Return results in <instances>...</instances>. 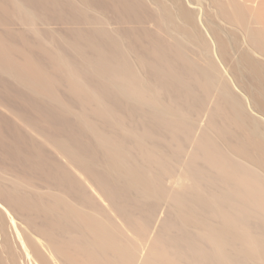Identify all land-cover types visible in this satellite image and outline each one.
Masks as SVG:
<instances>
[{"label": "bare ground", "instance_id": "6f19581e", "mask_svg": "<svg viewBox=\"0 0 264 264\" xmlns=\"http://www.w3.org/2000/svg\"><path fill=\"white\" fill-rule=\"evenodd\" d=\"M2 1L5 29L40 36L61 23L72 36L57 48L55 36L38 40L47 64L33 52L17 60L19 44L0 37V75L44 111L38 118L71 126L61 135L12 113L35 149H6L38 163L40 181L0 165V264H264V123L225 77L198 11L185 0ZM191 1L214 11L204 22L217 51L257 83L264 112L263 2Z\"/></svg>", "mask_w": 264, "mask_h": 264}, {"label": "rangeland", "instance_id": "374dc122", "mask_svg": "<svg viewBox=\"0 0 264 264\" xmlns=\"http://www.w3.org/2000/svg\"><path fill=\"white\" fill-rule=\"evenodd\" d=\"M186 1V3H187V5L189 6V7H191V8H193V9H196L197 11H198V20H199V24H200V27L202 28V30L204 31V33H205V35L207 36V38L211 41V44H212V48H213V53H214V55H215V58H216V60L218 61V63H219V65H220V67H221V69H222V71H223V73H224V75H225V77L229 80V82H230V84L232 85V88L236 91V93L238 94V95H240L244 100H245V102H246V104H247V107H248V110L252 113V114H254L255 116H257L259 119H261V121L264 123V112H261V111H259V110H257L256 108H255V105H254V103L255 102H253V100L255 101V98H256V95H255V92H254V90H253V85H252V83L254 84V86H256L257 87V83L256 82H254V81H252L250 78H247L246 76H244V74L242 75L241 73H239V72H236L230 65H227L226 63H225V61L224 60H222L223 58H221L220 57V55H219V53H218V51H217V48H216V42H215V39L213 38V36H212V34L210 33V31H209V29H208V27L206 26V23L204 22V15H205V13L208 15L209 14V11H213L211 8H209V6L207 7V3L205 4V2H204V5H206V6H204L203 5V3H201V2H196V3H194V2H192L191 0H185ZM261 2H263L264 3V1L263 0H260ZM0 37L1 38H3V39H5L6 41H9V40H12V39H10L11 37L13 38V40L11 41V43H13V41L14 42H16V43H14V44H19V45H17V46H19L20 48H17L16 49V52H15V49H14V52H15V54H14V58H16L17 60L19 59L20 60V58H24L23 56H25L26 54L27 55H29V54H32V52L34 53L33 55H31L34 59L35 58H38V59H35V61L36 60H38V62H45L46 63V61H47V59H45V57L42 55V54H40L39 52H40V48H41V46L37 43L38 42V40L40 39V40H42V41H44V40H47L45 43H48V41L50 40L51 41V39H52V37L53 36H55V40L53 41V39H52V43L53 42H56V43H53L52 45H54V44H57V45H59L60 44V46H61V43H59L58 44V40L57 39H61V41L63 42V40L62 39H69V38H71V36H72V33H71V30H69V28L67 27V26H65L64 24L63 25H61V23H60V25L59 24H54V25H52L53 26V28L52 27H48L47 28V26H45V25H43V27H45L44 28V30H45V32L43 31L42 33H41V35L39 36V34H36V33H34V32H31V31H26L25 29H23V25H21L18 21H16V22H13L12 21V23H11V26H13V27H15L16 29L18 28V27H22V28H18L17 30H19V31H16L14 28V30H7V29H5L4 27V24L7 22H11V21H9V17L8 16H6L4 13H3V11H1V10H3L4 8L3 7H8V3H5V2H3L2 0H0ZM3 2V3H2ZM5 3V4H4ZM261 4V5H263L264 6V4ZM263 6H261V7H263ZM10 7V6H9ZM264 8H262L261 10L262 11H264L263 10ZM210 12V13H211ZM214 12V11H213ZM65 13H67V15L69 16V13H68V11H66ZM214 14V13H213ZM210 15H212V14H209V16ZM262 16H263V18H264V13L262 14ZM210 17H213V16H210ZM5 18H6V20H5ZM213 18H215V16L213 17ZM212 18V19H213ZM217 18V17H216ZM214 20H220V19H214ZM221 21V20H220ZM220 21H217V22H220ZM223 21V20H222ZM221 21V25L223 26L224 24V22H222ZM13 23H15V24H13ZM19 23V24H18ZM21 25V26H20ZM63 26V27H62ZM224 26H227L228 28H231V27H229L230 25H227V24H225ZM64 27H67V28H64ZM233 27V26H232ZM22 29V31H23V33L22 34H24V36H21V34H20V30ZM51 29H55V31L56 30H59V32H55L54 30H51ZM150 29H152V28H150ZM155 30L152 32V33H154L155 31H156V28H154ZM51 30V31H50ZM153 30V29H152ZM151 30V31H152ZM151 31H150V33H151ZM31 32V33H30ZM55 32V33H54ZM17 35V36H19V38L17 39V37L15 36V34ZM26 33V34H25ZM128 33V32H127ZM127 33H125V34H123V36L125 37V36H127L128 34L130 35V33H131V35L130 36H134V35H132L133 33L132 32H129L128 34ZM150 33L148 34V35H150ZM152 33H151V35H152ZM159 33V32H158ZM158 33L156 32L155 34H153V35H156V37H157V35H158ZM53 34H55V35H53ZM142 34V33H141ZM141 34H138L137 33V35H139L140 36V38L142 37V41L141 42H146V41H148L149 40V42H150V39H151V36L148 38V36H146L144 33H143V35L141 36ZM160 34H164V33H161L160 32ZM128 35V36H129ZM145 35V36H144ZM30 36V37H29ZM38 36H39V38H38ZM127 36V37H128ZM14 37H16V38H14ZM24 37V38H23ZM127 37H125V38H127ZM144 37H146V38H144ZM158 37H160L159 35H158ZM23 38V39H22ZM57 38V39H56ZM14 39H16V40H14ZM26 39H27V41H26ZM33 40V42H32V40ZM128 39H133V37H129ZM134 39H135V37H134ZM25 40V41H24ZM30 40V41H29ZM37 40V41H36ZM19 41H20V43H19ZM22 41H23V43L25 44H21L22 43ZM36 41V43H37V45H38V47L36 48V47H30V45L31 46H34L36 43H34ZM49 41V42H50ZM60 41V42H61ZM136 41V40H135ZM138 41H140V39H138L137 40V42ZM33 44H32V43ZM137 42H135L136 44H139L140 45V47H141V45H143V44H140V42L139 43H137ZM149 42H146V44L148 43L149 44ZM13 44V46L14 47H16L15 45ZM145 44V43H144ZM37 45H35V46H37ZM47 45V44H46ZM57 45H54V47L56 46V48L58 47ZM26 46V47H25ZM49 46H51L50 44H49ZM65 45H63L62 46V49H63V47H64ZM23 47V48H22ZM137 47H138V45H137ZM235 47L236 46H232V48H231V50H230V52L232 53L231 54V56H233L234 58H236V59H238L237 57H239L238 55V48L237 49H235ZM244 47H246L245 46V44H242L241 45V48H244ZM27 50H26V49ZM67 47L65 46V48L64 49H66ZM24 49V50H23ZM36 51V52H34V50ZM59 49V48H58ZM63 49V50H64ZM140 49V48H139ZM240 49V48H239ZM39 50V51H38ZM235 50H237V52L235 51ZM19 51V52H18ZM23 53H21V52ZM25 51V52H24ZM28 51H30V52H28ZM66 50H64V52H65ZM69 50L67 49V51L66 52H68ZM234 51H235V53H234ZM13 52V53H14ZM70 52H71V50H70ZM70 52H68V54L69 55H73L72 53H70ZM234 53V54H233ZM18 54H20V56L18 55ZM23 55V56H22ZM40 55V58L38 57ZM150 55H152V54H150ZM150 55H148L149 57H151ZM153 56V55H152ZM148 57V58H149ZM256 57L259 59V60H261L262 62H264V55L263 54H260V53H256ZM44 63V64H45ZM47 64V63H46ZM50 66H51V68H50ZM46 67H49V68H47V69H49L50 70V72H52V71H54V73H56L55 72V70H53V67H52V65H47ZM244 73H247V72H244ZM241 74V75H240ZM1 76V75H0ZM5 79H11L10 77L9 78H6V76H1V78H0V97H1V99L0 100H4V99H6V100H8V101H6V102H8V105H12V107H13V110L12 111H10V110H8L7 108H5L4 106H2V105H0V134L2 135V137H0V165H2V166H9V165H14L13 167L15 168V165L17 166V168H18V166H19V168L20 169H23L22 171H19L18 169H16V170H18V172L19 173H24V174H22L23 176L25 175V177L26 176H28V175H32V176H29L31 179L30 180H34V181H36V182H38V178H37V174L38 173H36L35 172V169H37V165H38V163H35V166L32 164L31 165V163H30V161L31 160H29L28 158L29 157H25V156H23L22 154H16V152L15 153H11V152H8V151H10V149L9 150H7L6 148H10V146L9 147H7V146H5V144L7 145H11L12 147L14 146V145H18L20 148H19V150L21 149V151L24 153V151H27V153L26 154H28L29 152H31L32 150H34L35 148H34V146H33V148L31 147V146H29V145H31V144H27V143H32V142H28V141H30L27 137H25V138H27V139H25V138H21L20 137V132H18V130L15 128V123H14V121H13V116H12V113H18V114H20L24 119L26 118V120L28 121V120H30L29 122H35L36 124H38V123H40L41 122V124H39V125H37V126H39V128H44L45 126H46V124L49 122V121H51L50 123H48L47 125H52L51 126V128L53 127V128H55V129H50L49 128V130H51L52 132H54V133H57V130L59 131L58 133L60 134L61 132L63 133V134H66L67 133V129L69 128V129H71V126L70 127H66L67 125H66V120L64 121L65 122V124L63 123V120L61 119L62 117L61 116H57L59 119H60V121H59V119H57L55 116V118L58 120V124H57V122L55 123V118L53 119L54 120V122H53V120H49V119H52L51 117H53V115H51V117L50 118H47L49 121H45V117H44V120L42 119V117L44 116L42 113L44 112L43 110H41V111H39V110H37L35 107L33 108L32 106H33V102H32V100L31 101H29L30 99H29V97L27 96V97H24V95L23 94H25L23 91L21 92V89H20V91H19V87H18V85L16 84V82H14L13 81V79H11V82L13 81L14 83H11L10 82V80H5ZM252 82V83H251ZM61 83H58V88H57V90H56V92H58L59 94H60V96H61V94H62V98L64 97V96H66V97H64L63 99L65 100L66 98V102L68 103L69 101L71 102V100H70V98L68 97L69 95L68 94H65L66 93V90L65 91H63V89L65 88L64 87V85H63V87L62 86H59ZM15 85V86H14ZM17 85V86H16ZM62 85V84H61ZM13 86V87H12ZM17 87V88H16ZM59 87H61V88H63V89H59ZM15 88V89H14ZM17 89V90H16ZM60 90V91H59ZM19 91V92H18ZM17 92V93H16ZM60 92H62V93H60ZM21 93V94H20ZM22 95V96H21ZM27 95V94H26ZM25 95V96H26ZM3 97V98H2ZM21 98H23V100L21 99ZM26 98V99H25ZM27 98L29 99V100H27ZM5 101V100H4ZM4 101H1L2 103L4 102ZM69 102V103H70ZM10 103V104H9ZM29 103V104H28ZM73 103V102H72ZM6 104V103H5ZM27 104H28V106H27ZM32 104V106H31V108H33V109H31L29 106ZM76 104H78V103H76ZM71 105V104H70ZM73 105V104H72ZM71 105V106H72ZM208 107V105L209 104H205V103H203L202 104V106L205 108L206 106ZM79 106V105H78ZM11 107V106H10ZM206 107V108H207ZM74 108V109H73ZM72 109L73 110H76V109H78L79 110V107L77 108V105L75 106V102H74V106H72ZM35 110L37 111V112H41V113H39V115L40 116H42V117H40V118H38L39 117V115H38V113L37 112H35ZM43 111V112H42ZM37 113V114H36ZM12 116V117H11ZM35 116V119L37 120H35L33 117ZM38 116V117H37ZM34 119V120H33ZM39 119V120H38ZM42 119V120H41ZM64 119V118H63ZM72 119V118H71ZM71 119H69L70 121H71ZM205 119V118H204ZM38 121H40V122H38ZM73 121H75V123L73 122ZM46 122V123H45ZM52 122H53V124H52ZM59 122H62L63 124H64V126H63V124H62V126H61V124L59 123ZM72 122L75 124V125H73L72 127H75V130H77V128L76 127H78V125L76 124V120L73 118V120H72ZM202 122H204V120H202ZM54 124H57L56 126H54ZM40 125L42 126V127H40ZM77 125V126H76ZM61 126V127H60ZM69 126V125H68ZM46 127H50V126H46ZM45 127V128H46ZM57 127V128H56ZM66 127V132H64V128ZM59 128V129H58ZM80 128V129H79ZM78 128V132L81 130V129H83V128H81V127H79ZM46 129H48V128H46ZM57 129V130H56ZM62 129V131L60 132V130ZM72 129H74V128H72ZM17 130V131H16ZM74 130V131H75ZM69 131H71V130H69ZM68 131V132H69ZM76 131V132H77ZM17 133H19V134H17ZM62 133H61V135H62ZM80 133V132H79ZM79 133H77V134H79ZM22 134H24V133H22ZM71 133L69 132V134L68 135H70ZM81 135H79V136H81V139H82V136L83 137H85L84 135V129L81 131V133H80ZM84 134V135H83ZM18 135V136H17ZM67 135V134H66ZM22 136V135H21ZM20 137V138H19ZM23 139H25V140H23ZM14 147H16V146H14ZM22 147V148H21ZM27 148L26 150H25V148ZM30 148V149H29ZM32 148V149H31ZM24 149V150H23ZM12 150V149H11ZM15 150V149H14ZM16 150H18V149H16ZM30 150V151H29ZM29 151V152H28ZM14 152V151H13ZM21 153V152H20ZM16 154V155H15ZM20 156V157H19ZM26 160H25V159ZM20 159H22V161L20 160ZM25 160V161H24ZM28 160V161H27ZM20 162H23L22 163V165H21V163ZM33 163V162H32ZM23 166V167H22ZM32 166H34L35 168L33 169V170H31L32 169ZM31 167V169H29ZM33 171V172H31V171ZM178 175V171H174V177H176ZM170 176V175H169ZM174 177H172V178H174ZM38 180H37V179ZM40 181V180H39ZM162 208V210L164 211L165 209H166V206H163V207H161ZM170 213H171V210H170ZM165 214V212H162L161 213V215L163 216ZM170 215H172V213L170 214ZM18 216V215H17ZM16 216V218H17V222L19 223L18 225H20L19 227L21 228V230H23V231H27L28 229L27 228H25V227H27L26 226V224H25V222L23 223V220L22 219H20L21 218V216H20V218H18ZM1 222V221H0ZM160 224H161V221L159 220V221H156V223H155V228L156 227H158L159 228V226H160ZM24 226V228L25 229H23V226ZM27 233H29V231L27 232ZM23 259H21V261H22ZM24 262H25V259H24ZM24 262H22V263H24ZM26 263V262H25ZM24 263V264H25ZM21 264V263H20Z\"/></svg>", "mask_w": 264, "mask_h": 264}]
</instances>
